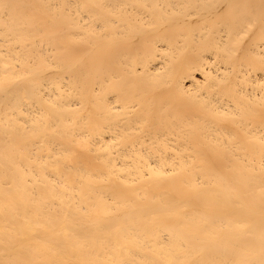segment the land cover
<instances>
[{
	"label": "bare ground",
	"instance_id": "1",
	"mask_svg": "<svg viewBox=\"0 0 264 264\" xmlns=\"http://www.w3.org/2000/svg\"><path fill=\"white\" fill-rule=\"evenodd\" d=\"M0 264H264V0H0Z\"/></svg>",
	"mask_w": 264,
	"mask_h": 264
}]
</instances>
